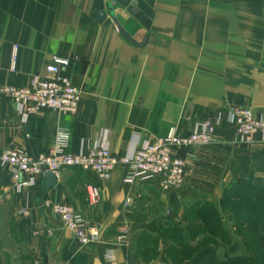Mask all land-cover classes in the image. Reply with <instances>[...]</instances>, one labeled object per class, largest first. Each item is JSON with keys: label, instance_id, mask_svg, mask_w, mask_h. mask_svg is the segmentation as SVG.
I'll list each match as a JSON object with an SVG mask.
<instances>
[{"label": "crops", "instance_id": "1", "mask_svg": "<svg viewBox=\"0 0 264 264\" xmlns=\"http://www.w3.org/2000/svg\"><path fill=\"white\" fill-rule=\"evenodd\" d=\"M109 5L137 43L148 36L144 46L127 40ZM99 12L107 16L102 24L96 20ZM14 45L19 46L15 72L10 67ZM54 55L72 60L64 70L82 90L77 113L45 109L22 123L0 93V155L11 145L44 153L59 128L70 131V151L76 154L102 146L124 156L172 127L189 134L205 120L216 123L215 141L176 151L189 168L185 186L168 192L158 179L127 186L123 165L109 180L66 168L54 187H46L45 176L19 192L9 167L0 164V264H110L109 253L116 264H169L163 253L171 241H152L159 252L147 256L148 239L179 218L189 201L218 211L227 190L241 181L264 194V137L237 140L231 122L237 107L264 118V0H131L126 5L0 0V89L45 74ZM91 184L101 190L96 205L87 199ZM46 198L71 204L100 229V239L79 244L75 233L42 207ZM20 209L29 215L18 216Z\"/></svg>", "mask_w": 264, "mask_h": 264}, {"label": "built area", "instance_id": "2", "mask_svg": "<svg viewBox=\"0 0 264 264\" xmlns=\"http://www.w3.org/2000/svg\"><path fill=\"white\" fill-rule=\"evenodd\" d=\"M18 49V45L12 49L10 67L13 72L16 71ZM71 63L69 58L54 55L46 66L45 74L31 76L24 86L5 85L0 89L22 123L45 109L58 115L77 113L82 90L64 70ZM231 122L237 140L252 142L258 134L264 137V118L257 116L249 107L235 108L231 113ZM215 134L216 123L212 120L197 123L191 133L184 135L172 127L165 136L145 144H136L126 155L118 156L110 148L102 146H95L87 153H73L70 151V131L59 128L52 147L46 152L33 155L23 146L11 145L0 155V164L9 167L14 187L19 192L37 185L48 172L59 177L64 169L77 168L93 172L102 180H109L121 165L126 167L123 182L129 187L158 179L163 191H176L185 186L189 168L188 161L178 156L176 151L210 145L215 141ZM86 193L90 204L96 205L100 201L101 190L97 185H89ZM42 207L49 208L58 216L63 226L75 233L79 244L89 245L100 239V229L90 224L71 204L56 203L46 198ZM17 214L25 217L29 211L20 209ZM108 259L110 264H116L112 253L108 254ZM34 264L40 262L36 260Z\"/></svg>", "mask_w": 264, "mask_h": 264}, {"label": "rangeland", "instance_id": "3", "mask_svg": "<svg viewBox=\"0 0 264 264\" xmlns=\"http://www.w3.org/2000/svg\"><path fill=\"white\" fill-rule=\"evenodd\" d=\"M233 189H239V186H235L229 192L235 193ZM236 194L237 196H228L218 211L213 205L203 204L202 201L197 205H192V201H189L184 207L183 216L173 219L169 226L162 224V232H159L156 238L149 237L148 251L145 254L148 256L150 252H159V247L152 244V241L158 242L163 238L171 241L169 248L163 253L169 257V264H195L192 261L197 255L207 254L209 251L210 254L216 253L217 261H220L217 264L239 258L240 255L252 257L254 261H256L254 258L258 257L256 263L264 264V248L260 245L261 235H264V217L244 215L239 210L240 205L253 207L255 202ZM202 204L204 210L200 209ZM218 227L222 228L219 234L215 231ZM215 233L218 235H214ZM235 244L240 245L241 249L233 250ZM223 245L226 248H223Z\"/></svg>", "mask_w": 264, "mask_h": 264}, {"label": "trees", "instance_id": "4", "mask_svg": "<svg viewBox=\"0 0 264 264\" xmlns=\"http://www.w3.org/2000/svg\"><path fill=\"white\" fill-rule=\"evenodd\" d=\"M235 186H239V189H241V190L233 189V191H236L235 193L229 192ZM253 188L247 181H241V182H238L235 185H233L229 190H227L228 194L226 196H229V197L237 196L236 193H238L239 194L238 196L241 195V196L244 197V199L246 198V199H249V200L255 202L253 207H248V206L245 207V206H241L240 205L239 210L241 211V209H242L243 214L246 215V216L251 214L252 216L254 215V218H259V217H262V216L264 217V207H262V205L264 206V194H262L261 192H260V194H257V192H255V190ZM242 191H243V193H242ZM244 192H246V193H244ZM198 212L200 213L201 210L198 211ZM215 231H216V233L219 234V233H221L222 228L218 227ZM216 233L214 235H218ZM261 236L262 237H261L260 245L263 246V248H264V235L262 234ZM246 238L247 237H245V240H247ZM174 241H175V239H174ZM245 242H248V241H245ZM236 247H238V245L235 244V246L233 247V250L237 249ZM202 256L206 257V259L204 260V262L206 264H217V263H220V261L219 262L217 261L216 253H211L210 254V251L207 254L200 253L199 255H197L195 257V259L197 257H202ZM208 256L211 257L210 260L208 259ZM245 258H247V257L243 256L242 258H234L231 261L223 262V264H225V263L226 264H248V263L258 264V263H256V261L258 260V257L254 258L256 261H254L252 259V257L251 258H247V260H244Z\"/></svg>", "mask_w": 264, "mask_h": 264}, {"label": "water", "instance_id": "5", "mask_svg": "<svg viewBox=\"0 0 264 264\" xmlns=\"http://www.w3.org/2000/svg\"><path fill=\"white\" fill-rule=\"evenodd\" d=\"M119 1L124 5L129 4L131 2V0H119ZM109 11H110L111 17L113 18L114 22L118 26V29L124 34V36L127 38L129 42L135 45H138V46H144L147 43L148 36L144 38V41L142 43H137L132 37H130V35L125 31V29H123L118 19L115 17V11L112 5H109ZM106 18H107L106 14L102 12H99L96 16V20L101 24L104 23ZM56 183H57V176L52 172H48L46 174V187L50 189L54 187Z\"/></svg>", "mask_w": 264, "mask_h": 264}]
</instances>
